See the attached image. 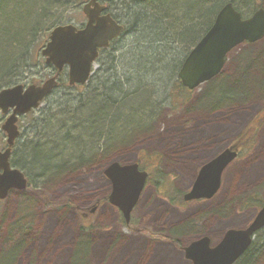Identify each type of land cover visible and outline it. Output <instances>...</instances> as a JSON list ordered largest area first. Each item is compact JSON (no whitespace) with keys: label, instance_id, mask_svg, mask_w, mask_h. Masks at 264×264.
<instances>
[{"label":"rangeland","instance_id":"obj_1","mask_svg":"<svg viewBox=\"0 0 264 264\" xmlns=\"http://www.w3.org/2000/svg\"><path fill=\"white\" fill-rule=\"evenodd\" d=\"M184 1L191 7L200 0ZM128 3V7H134ZM259 3L264 6V0ZM83 6L70 22L78 27L87 22ZM122 20L125 33L114 41L111 53L107 54L109 58L95 64L94 72L106 75L112 70L123 93L137 95L127 106L131 113L123 106L122 114L129 117V125H121L124 129H120L117 140L111 139L110 128L105 130L99 140L105 149L99 153L93 149V130L84 134L79 129L80 134L74 133L73 141L56 132L61 137L57 148L65 155L53 158V165L46 169L45 155L55 153L51 135L45 131L46 120L54 117L55 125L62 108L77 109L84 89H70L65 73L60 78L64 87L56 89L38 110L21 118V134L31 136L30 141L44 149L37 153L36 163L42 162L37 174L45 177L36 178L29 168L25 172L30 180L26 192L0 200V264H192L184 248L204 236L217 244L228 230L247 228L262 208L264 92L251 96L250 85L256 82L264 88V60L260 61L264 57L256 61L251 56V52L264 47V42L234 50L218 78L183 93L176 104L170 97L171 83L176 78V73H171L175 64L172 61L183 58L185 44L192 45L201 35L200 29L187 30L190 35L187 34L184 45L179 43L177 51L160 58L162 63L156 61L154 54L164 47L149 43L151 38L144 29L132 32L135 37H131V27L127 25L133 23L125 16ZM32 64L23 85L41 86L54 75L41 51L34 52ZM169 73L174 76L170 81ZM139 107L151 109H145L143 118L137 113ZM203 107L206 110L201 111ZM82 114L91 115L87 110ZM113 117L114 113L111 121ZM5 120L3 117L0 121V151L6 147V134L1 129ZM68 126L71 129V122ZM252 127L253 132L240 147L239 157L225 170L214 200L174 206L164 195L165 187L156 185L159 179L151 173L160 168L166 175L167 186L172 184L186 194L201 168L235 146ZM63 136L65 142L70 140L83 146L84 152L75 154L76 158L81 156L89 161L83 163L80 157L82 163L71 170L77 163L67 159V154L74 153L62 146ZM106 150L110 154L106 155ZM115 161L140 162L142 171L150 174L151 182L132 215V230L122 222V214L106 201L111 185L103 172ZM256 250L254 256L258 257L261 251L262 256L252 264H264V232Z\"/></svg>","mask_w":264,"mask_h":264},{"label":"trees","instance_id":"obj_2","mask_svg":"<svg viewBox=\"0 0 264 264\" xmlns=\"http://www.w3.org/2000/svg\"><path fill=\"white\" fill-rule=\"evenodd\" d=\"M87 1L88 0H0V92L4 88L22 84L23 81L26 80L25 77H27L33 65L32 55L34 52L37 51V53H40L43 45L47 43L51 31L57 26L70 23ZM116 1L119 2L116 3ZM101 2L106 5L108 13H110L117 22L120 23L122 16H125L127 21L130 20L133 23V26L127 25L131 27V29H129L132 34H130L131 37H135V33L132 32H138L144 29L146 34L151 38L149 43H158L164 47L163 50H157L154 54V58L157 62L165 58L169 52L172 51L173 53L177 51V47L180 44L184 45L186 38H188L186 37L188 34L187 30L197 31L200 29L201 35L191 43L192 45L187 47L185 44L184 47L186 50L183 58L172 61L175 64L173 72L171 73H176V78L174 82L171 83L172 89L170 97L176 104L179 103L180 95L183 93H190L178 78L184 60L200 41L208 28L214 23L217 14L223 6L230 2L245 17L256 10L257 7L261 6L256 2L246 4L245 0H200L196 5L191 7L187 6L184 0H101ZM128 2L134 4V7H128L130 5ZM204 23L205 25H203ZM142 35L143 34H141V37ZM145 38L147 39V37ZM106 58L109 57L106 56L104 58L103 56L101 60H105ZM156 61L154 62L157 63ZM162 61L163 60H161V62ZM162 63H164V61ZM111 71L112 70L109 69V73L106 72V75L104 73L97 74L88 88L79 85L70 87V89H84L82 91L84 98H79L76 104L78 108L75 110H71V107L67 106L62 108L60 118L54 122L56 123L55 125L52 123L54 117L46 120L45 125H47L48 128L45 131L47 135H51L50 142L55 150L54 154L45 155L46 159L43 163L46 169H50L51 165H53V161H51L53 158H57L58 156L57 159H59L65 155L57 148V145L61 144L59 142V140H61L59 134H65L67 139L72 140L73 134L79 133V129H81L84 134L86 130H93L94 135H92L94 136L93 140H95L93 149L98 153L100 150L102 151L105 149L104 145H100L99 142L105 130L111 129V139L117 140L119 138L117 135H119L120 129H124V126L121 127V125H125L127 123L126 120L129 118L123 116L122 111L127 109L126 111L131 113V111H128L129 107L127 106H129L130 100L137 95L134 96L133 94L131 96L129 93H123L122 88L119 86L120 83L117 82L116 76H114ZM172 74L168 77V81L174 77ZM62 75L64 74H61V76ZM61 86L64 87L60 84L59 87ZM96 104H98L97 107ZM123 106L127 108L124 109ZM139 108L137 113H139V116H143V118L145 117V115H143L146 111L145 109H151V107ZM85 110L91 115H86ZM153 110L155 111V109ZM153 110L151 114H154ZM113 113L114 117L111 121V115H113ZM3 117L4 116L0 112V121ZM68 122L72 124L71 129H69ZM126 125L128 126L129 123ZM253 129L252 127V129L246 130L244 135L239 138L237 144H239L240 147L248 140V135L253 132ZM56 132L59 134H56ZM62 138L64 140L62 146H64L66 150L69 148L73 149L72 152L74 153L71 156L67 154V159L71 161L74 160L77 163V165L71 166V170L78 167L80 163L89 161L88 158L86 160V158L81 156L80 157L83 159L82 162H80V157L76 158V155L81 154V151H83V146L81 144L74 145L70 140L69 142H65L67 139H65L64 136ZM110 149H112V147ZM43 150V147L39 146L36 141L35 143L32 141H28L27 143L24 142V145L16 148L12 157V163L16 168L24 172L29 171L30 168L31 170L29 172L31 175H35L36 178L45 177L44 174H37L39 167H43L42 162L41 164L36 163L37 153L44 152ZM105 153L106 155L110 154L108 150H106ZM47 174H50V170L46 172V175ZM151 175L158 177L159 180L156 185L162 188L165 187L164 190L165 193L167 192V195H164L169 198L171 203L174 205L183 204V194L175 189V186L172 184L167 186V183L164 182L166 181V175L160 168L154 169ZM150 182L151 180H149L148 184H150ZM107 200L108 197L106 198V201ZM122 222L126 225L124 219H122ZM126 227L131 229L132 223L126 225ZM263 232L264 229L258 232L251 248L237 264H252L259 259V256H262V251L258 254V257L254 256V254L257 251L256 249Z\"/></svg>","mask_w":264,"mask_h":264},{"label":"water","instance_id":"obj_3","mask_svg":"<svg viewBox=\"0 0 264 264\" xmlns=\"http://www.w3.org/2000/svg\"><path fill=\"white\" fill-rule=\"evenodd\" d=\"M106 7L99 0H90L83 6L87 23L83 28L73 24L55 27L49 41L41 51L48 66L57 73L41 86L17 85L0 92V110L4 115L12 114L2 126L7 134L8 148L0 152V200H5L11 190L25 191L28 180L19 169H12V148L20 135L19 118L38 109L42 102L58 87L59 74L68 69L69 84L85 85L89 80L99 50L109 47L124 27L110 14H103ZM264 38V9L251 18L243 19L234 6L227 4L218 14L213 26L185 59L178 77L183 86L193 91L212 81L225 68L228 55L245 42L255 43ZM236 147L226 149L199 171L191 191L184 197L186 202L212 199L221 188L224 171L236 160ZM104 176L111 185L108 198L129 224L132 212L145 190L148 173L141 171L137 163L121 165L111 163ZM264 229V205L253 222L245 229H230L222 240L212 246L209 237H203L184 249L192 264H235L250 248L254 236Z\"/></svg>","mask_w":264,"mask_h":264},{"label":"flooded vegetation","instance_id":"obj_4","mask_svg":"<svg viewBox=\"0 0 264 264\" xmlns=\"http://www.w3.org/2000/svg\"><path fill=\"white\" fill-rule=\"evenodd\" d=\"M245 2H246V4H250L251 2L252 3H254V2H256V3H258V4H260L259 3V0H245ZM100 3H102V2H100ZM230 3V2H229ZM229 3H227V4H229ZM226 4V5H227ZM232 4V3H231ZM226 5H224L223 6V8L226 6ZM233 5V4H232ZM261 6H259V7H257V9L256 10H254L252 13H250V14H248L246 17L245 16H243L235 7V10L236 11H238L241 15H242V17H243V19H249V18H251L257 11H259L260 9H264V6L262 5V4H260ZM234 6V5H233ZM222 8V9H223ZM221 9V10H222ZM220 10V11H221ZM220 11H219V13H220ZM218 13V14H219ZM103 14H107L106 13V11H105V13H103ZM218 14H217V16H218ZM217 16H216V18H217ZM216 18H215V20H216ZM215 22V21H214ZM214 24V23H213ZM213 24L208 28V30L206 31V33L202 36V38L207 34V32L211 29V27L213 26ZM125 33V31L123 32V34ZM122 34V35H123ZM201 38V39H202ZM200 39V40H201ZM117 40V39H116ZM200 42V41H199ZM198 42V43H199ZM261 42H264V38L262 39V40H260V41H258V42H255V43H249V42H245V43H243V44H241L239 47H241V46H244V45H256V44H258V43H261ZM113 43H114V41H112L111 43H110V45H109V47L108 48H106V49H100L99 50V57H98V60H97V62H99L100 60H101V58L103 57V56H107V54L108 53H111V52H109L110 51V48H112V45H113ZM238 47V48H239ZM237 49V48H236ZM235 49V50H236ZM233 52V51H232ZM231 52V53H232ZM230 53V54H231ZM227 61H228V58H227ZM96 62V63H97ZM226 64H227V62H226ZM226 66V65H225ZM224 70V69H223ZM223 72V71H222ZM97 74H99V72L97 73V72H94V69L92 70V73H91V76H90V78H89V80L87 81V83L85 84V86H83V87H86V88H88V86L94 81V79H95V77H96V75ZM221 75V74H220ZM220 75H218L216 78H218ZM215 79V78H214ZM213 79V80H214ZM212 80V81H213ZM211 82V81H210ZM208 83V82H207ZM207 83H205V84H207ZM205 84H203V85H205ZM202 85V86H203ZM201 87V86H200ZM199 87V88H200ZM19 122H20V120H19ZM19 124V123H18ZM19 127V126H18ZM20 130V129H19ZM30 138H31V136H29V135H25V134H21V131H20V135H19V137L17 138V140L15 141V144H14V146H13V149H12V157H13V154H14V152H15V150H16V148H19L20 146H22V145H24V142L25 143H27L28 141H30ZM6 139H7V137H6ZM39 146H40V144H39ZM233 147H236L237 148V150L239 151L240 150V146H239V144H236L235 146H231V148H233ZM7 148V144H6V147H5V149ZM239 154H240V152H239ZM12 157H11V161H10V163H11V168L12 169H15L16 167L13 165V163H12ZM230 166V165H229ZM228 168V167H227ZM24 172V171H23ZM0 173H3V171L2 170H0ZM26 177H27V179H28V184H29V186H30V180H29V177H28V175L26 174ZM220 191V190H219ZM219 191L217 192V194L219 193ZM22 192H26V191H20V190H17V189H13V190H11L10 192H9V195H8V197L11 195V194H13V193H22ZM217 194L212 198V199H209V200H198V201H192V202H190V203H193V202H196V203H203V202H210V201H212V200H214L215 198H216V196H217ZM190 203H187V204H190ZM96 211V208H94V210H93V212H95ZM91 212H89V214H90ZM85 216H87V214H84V217ZM229 231V230H228ZM262 231V230H261ZM261 231H259V232H261ZM258 234V233H257ZM257 234L254 236V240H255V238L257 237ZM205 237V236H204ZM208 237V236H207ZM211 239V238H210ZM254 240H253V242H254ZM212 241V240H211ZM253 244V243H252ZM252 246V245H251ZM251 246H250V248H251ZM249 248V249H250ZM248 249V250H249ZM184 250V249H183ZM247 250V251H248ZM247 253V252H246ZM245 253V254H246ZM244 254V255H245ZM243 255V256H244ZM242 256V257H243ZM241 257V258H242ZM241 258L235 263V264H237L240 260H241Z\"/></svg>","mask_w":264,"mask_h":264},{"label":"bare ground","instance_id":"obj_5","mask_svg":"<svg viewBox=\"0 0 264 264\" xmlns=\"http://www.w3.org/2000/svg\"><path fill=\"white\" fill-rule=\"evenodd\" d=\"M251 56L253 57V59H256V61H259V59L261 57H264V47L259 48L255 52H251ZM263 60L264 59L261 58L260 61H263ZM261 66H263V63H261ZM263 68H264V66H263ZM257 80H258V78H257ZM250 86H251V96H255V95L260 96L264 92V88L261 87L262 85H258L256 82H252ZM168 90H169V88H168ZM200 110L203 111V110H206V108L203 107Z\"/></svg>","mask_w":264,"mask_h":264}]
</instances>
